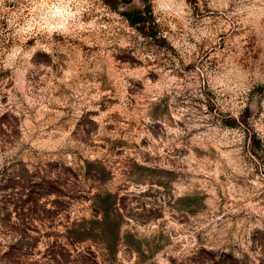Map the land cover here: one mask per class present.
Returning a JSON list of instances; mask_svg holds the SVG:
<instances>
[{"label":"rangeland","instance_id":"1","mask_svg":"<svg viewBox=\"0 0 264 264\" xmlns=\"http://www.w3.org/2000/svg\"><path fill=\"white\" fill-rule=\"evenodd\" d=\"M0 264H264V0H0Z\"/></svg>","mask_w":264,"mask_h":264},{"label":"trees","instance_id":"2","mask_svg":"<svg viewBox=\"0 0 264 264\" xmlns=\"http://www.w3.org/2000/svg\"><path fill=\"white\" fill-rule=\"evenodd\" d=\"M107 2V4L113 8V9H117V4L119 2V0H105ZM130 0H125V2H129ZM105 199H110V196L107 194V196L105 197ZM116 216V215H115ZM108 217V216H107ZM107 217L105 216L104 219L107 220ZM107 236L109 239H107V242L108 244H113L115 243V239H116V236H117V229H116V226L114 223H111L110 226H108L107 228ZM113 248V247H112Z\"/></svg>","mask_w":264,"mask_h":264},{"label":"water","instance_id":"3","mask_svg":"<svg viewBox=\"0 0 264 264\" xmlns=\"http://www.w3.org/2000/svg\"><path fill=\"white\" fill-rule=\"evenodd\" d=\"M142 18H143V15L141 13H138V14L132 15L131 18H130V20L132 22H139V21L142 20Z\"/></svg>","mask_w":264,"mask_h":264},{"label":"clouds","instance_id":"4","mask_svg":"<svg viewBox=\"0 0 264 264\" xmlns=\"http://www.w3.org/2000/svg\"><path fill=\"white\" fill-rule=\"evenodd\" d=\"M57 11H60L59 9H57Z\"/></svg>","mask_w":264,"mask_h":264}]
</instances>
